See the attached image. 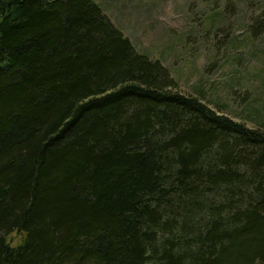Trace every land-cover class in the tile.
<instances>
[{"label": "trees", "instance_id": "obj_1", "mask_svg": "<svg viewBox=\"0 0 264 264\" xmlns=\"http://www.w3.org/2000/svg\"><path fill=\"white\" fill-rule=\"evenodd\" d=\"M259 104L183 93L92 0H0V264H264Z\"/></svg>", "mask_w": 264, "mask_h": 264}, {"label": "rangeland", "instance_id": "obj_2", "mask_svg": "<svg viewBox=\"0 0 264 264\" xmlns=\"http://www.w3.org/2000/svg\"><path fill=\"white\" fill-rule=\"evenodd\" d=\"M92 1L183 93L257 127L243 110L264 102V0Z\"/></svg>", "mask_w": 264, "mask_h": 264}]
</instances>
